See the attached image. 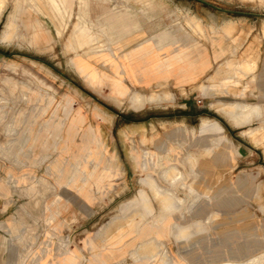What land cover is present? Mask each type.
Segmentation results:
<instances>
[{
    "label": "rangeland",
    "instance_id": "rangeland-1",
    "mask_svg": "<svg viewBox=\"0 0 264 264\" xmlns=\"http://www.w3.org/2000/svg\"><path fill=\"white\" fill-rule=\"evenodd\" d=\"M3 1L0 264L9 258L63 264L68 253L77 255L74 264H88L102 248L108 260L119 253L132 264H264V101L260 111L257 73L264 71V0H56L59 11L51 0ZM163 32L176 41L168 49L186 55L181 59L207 56L209 68L195 85L131 88L120 61L92 53L120 52L125 42ZM77 65L100 87L91 88ZM113 82L123 90L120 100L107 87ZM137 93L158 95L159 104L134 109ZM217 104L232 107L236 121L246 119L242 105L258 107L260 117L235 125L214 111ZM206 120L217 122L227 140L200 133ZM198 133L218 137L211 160L188 154L204 153L194 143ZM228 150L235 169L218 171L206 191L195 170L223 165ZM244 184L253 189L243 191ZM245 193L251 199L244 206L224 205ZM163 206L169 208L162 212ZM164 231L173 239L161 240Z\"/></svg>",
    "mask_w": 264,
    "mask_h": 264
},
{
    "label": "crops",
    "instance_id": "crops-1",
    "mask_svg": "<svg viewBox=\"0 0 264 264\" xmlns=\"http://www.w3.org/2000/svg\"><path fill=\"white\" fill-rule=\"evenodd\" d=\"M50 3L55 7V9L57 11L60 10V5L58 2H56V0L55 1L51 0ZM59 32H60V29H59V25H58L56 27V30H55L57 37H59V34H60ZM75 32L76 33L79 32L83 38L87 37V40L90 39V37L87 36L86 30H83L82 27H80V26L76 27ZM226 42H227V40H226ZM246 42L244 41L242 44L232 43V46L234 47L236 45L239 47H241V46L243 47L246 45ZM87 44H88V42H86V45ZM135 45H136V43L132 40L130 42H128V44L125 42L124 44H122L121 51L133 49L135 47ZM153 49L154 50H152V52L147 56L146 59L138 57L141 55L136 54V57H138V58L135 61V63H138V65L133 66L132 74L130 75V77L124 79L126 84L129 87H131V88H155V87H158L161 85V86H178V87L184 88V87H189V86L195 85L201 78H203V73H198L196 70H193L192 68H191L190 72L187 71L188 68H185L186 63L190 67H192V64H189V62L187 60L180 61L177 58L178 50H176L174 48H173V50L172 49L169 50L168 47L166 46L162 49L163 50L162 51L155 44H153ZM206 58H207V56H206ZM193 62H190V63H193ZM257 73H258V77L260 79V81H259V84H260L259 85V94L258 95H259V107H260V111H261V105L264 101V87L261 86L262 85L261 80L264 79L263 78L264 77V71L258 70ZM245 84H244L243 89H242L243 94L241 93L240 96H242V95L245 96V93L247 91L246 90L247 87H245L246 86ZM205 91H207V89ZM248 96L251 99H256V93L255 92H252V93L249 92ZM234 129H236V128H234ZM199 136L201 138H199L198 140H195L194 143L198 146L200 145L199 146L200 148H203V152H204L203 155L195 154V153H188V154H191L196 158H204L206 160H211L213 154H215L217 152V149H218L217 148L218 145L216 144V139L218 137H215V139L207 140V139L202 138V136H205V135L199 134ZM223 139L227 140L224 137H223ZM207 151H209V152H207ZM234 160H235V158H234L233 154L228 150V152L226 153V162H224L223 165L219 164V163L218 164L212 163L203 173H202V171L200 173V172L195 170V175L200 176V181H201L202 186H205L204 188L206 191H210L211 190L210 184H213V182H214L213 175H215L218 171L227 172V171L235 169L236 163ZM238 185H240V184H238ZM245 186H247V184H244L242 186V187H244V188H242V190L245 192L251 191L253 189V188H251V186H247V187H245ZM238 189L240 190V188H238ZM244 197L245 198H242V200H239L238 198L231 200L229 197H227L226 201L224 202V205H226L228 207H230V206L242 207L245 205L246 202L249 203L250 199H251V198H249L250 194L247 195V193L244 194ZM147 233H148V235L146 237L148 239L153 237L152 232H150V233L147 232ZM164 233H165V231H164ZM185 237L187 238L188 236H185ZM166 239H173L171 234H170V231L168 232V235H166V233H165L161 240L165 241ZM180 241H182V240L180 239L179 242ZM104 249L103 248L100 249V251L95 254V257H92V261L89 262L88 264H130L131 263V262L123 263L121 259H117V255H119V253H116V254L114 253L113 261H110L111 259L108 260L107 254L101 253V251L103 252ZM99 253L103 255L102 258L97 256ZM8 254L10 255L11 253H8ZM47 261L48 262L55 261V258H50ZM8 262L10 264H15L14 259H12V258H9Z\"/></svg>",
    "mask_w": 264,
    "mask_h": 264
},
{
    "label": "bare ground",
    "instance_id": "bare-ground-1",
    "mask_svg": "<svg viewBox=\"0 0 264 264\" xmlns=\"http://www.w3.org/2000/svg\"><path fill=\"white\" fill-rule=\"evenodd\" d=\"M1 1H3V0H1ZM55 1V0H54ZM22 2V1H21ZM1 4H3L4 5V1L1 3ZM19 5H18V3H17V7H18ZM12 17V16H11ZM194 21V20H193ZM197 22V21H196ZM12 23V22H11ZM13 24V23H12ZM229 24V23H228ZM228 24H226V26L228 25ZM192 25V24H191ZM233 25V24H232ZM195 26H196V24H195ZM198 26V25H197ZM229 26V25H228ZM12 27V26H11ZM192 27V26H191ZM264 27V26H263ZM7 28H9L10 29V27L7 25ZM193 28V30L195 29V27H192ZM191 28V29H192ZM197 28V27H196ZM228 28H230V29H228V30H231V27H228ZM234 28V27H233ZM233 28H232V31H233ZM222 29V28H221ZM220 29V30H221ZM11 30V29H10ZM14 30V29H13ZM225 30H227V28L226 29H224L223 30V32L224 33H226L225 32ZM160 31V30H159ZM200 32V31H199ZM12 33H13V31H12ZM228 33V32H227ZM230 34H231V32H230ZM11 35V34H10ZM152 35V34H151ZM151 35H149V36H151ZM6 36L8 37V34H6ZM230 36V35H229ZM10 37V36H9ZM98 37V36H97ZM172 38H174V37H172ZM99 39V38H98ZM97 41V40H96ZM99 42V41H98ZM100 43V42H99ZM176 43V41L175 40H170V34L168 33V32H163V33H161V34H159L158 35V37H150L149 39L147 38V39H143V40H140V41H138L137 43H136V45H135V47L133 48V49H129V50H124V51H121V52H113L112 50H110L109 48L108 49H105L104 51L103 50H94V51H92V53H93V55H95L96 57H98V59L99 60H103L102 58H105L106 59V61H107V59H108V56L107 55H112V56H114V58L115 59H117L118 61H120V65H121V67H122V70L124 71V73L126 74V76L129 78L130 77V75L132 74V68H133V66H137L138 65V63H135V61L137 60V58L138 57H141V58H143V59H146L147 58V56L152 52V50H154L153 49V44H155L160 50H162L164 47H166V46H168V45H170V44H175ZM97 44V43H96ZM88 46L90 47V43L88 44ZM186 46V45H185ZM105 47H106V45H105ZM107 48V47H106ZM172 48H174V47H172ZM185 48V47H184ZM72 49H74V48H72ZM91 50H93V49H91ZM163 51V50H162ZM197 51V50H196ZM87 52V51H86ZM136 54H138V55H141V56H138V57H136ZM91 56V55H90ZM75 57V56H74ZM73 57V58H74ZM182 57H185L186 58V55H180L179 53H178V55H177V58L180 60V61H183V59H181ZM194 59V58H193ZM141 60V59H140ZM192 60V59H191ZM197 60V59H196ZM251 60V59H250ZM134 62V63H133ZM152 64V63H151ZM181 64V63H180ZM189 64H192V67H190L189 65H187V63H186V66H185V68H188L187 69V71L188 72H190L191 71V68L193 69V70H196L198 73H203L207 68H209V60L206 58V56H205V54L203 53V54H201L200 55V58L197 60V61H194L193 63H189ZM74 65V64H73ZM242 65H244V64H242ZM189 66V67H188ZM144 67V66H143ZM250 67V66H249ZM183 68V67H182ZM254 68V67H253ZM76 69H77V72L85 79V80H87L88 81V85L92 88H96V87H100L99 85H98V83H97V81H95L94 79H87V77H88V75H86L85 74V68L83 67V66H80V65H77L76 66ZM177 70V69H176ZM236 70V69H235ZM177 72V71H176ZM194 72V71H193ZM120 73H122V72H120ZM164 73V72H163ZM166 73V72H165ZM168 74V73H167ZM159 75V74H158ZM135 76V75H134ZM210 76V75H209ZM209 76H207V78H210ZM161 78V77H160ZM232 79V78H231ZM233 80H235L234 78H233ZM233 82V81H232ZM238 82V81H237ZM234 83V82H233ZM118 84V83H117ZM117 84L115 83V82H113V83H110V84H107V87L109 88V91H110V93L116 98V99H121V98H123L124 97V93H123V90H122V88H120V86L118 85L117 86ZM143 86V85H142ZM156 86V85H155ZM161 86V85H160ZM148 87V86H147ZM214 87V86H213ZM156 88V87H155ZM134 90V89H133ZM205 91V90H204ZM134 92H136V91H134ZM160 92V91H159ZM161 92H163V91H161ZM170 91H168V93H169ZM141 93V92H140ZM152 93V92H151ZM150 93V94H151ZM158 93V92H157ZM156 93V94H157ZM164 93V96L165 95H167L168 93H167V91L166 92H163ZM171 93V92H170ZM204 93V92H203ZM137 94H139V93H137ZM142 94H144L145 95V93H142ZM142 94H139V95H137V96H133L132 97V99L130 100L131 101V104H132V106L131 107H133L134 109H137V108H139V107H142V106H144L145 104H148V103H151L152 104V102H155L156 101V104H157V96L158 95H152L151 97L150 96H147V97H149L148 99H147V97H146V95L144 96L145 98H142L141 96H142ZM149 94V95H150ZM155 94V93H154ZM162 94V93H161ZM134 95H136V94H134ZM171 95H173V93H171ZM155 96V97H154ZM169 97H170V94L168 95ZM174 97V96H173ZM172 97V98H173ZM168 98V97H167ZM165 99V98H164ZM163 99V100H164ZM175 99V98H174ZM171 100V99H170ZM115 101V100H114ZM159 101V100H158ZM169 101V100H168ZM118 102V101H117ZM164 102H167L166 100L164 101ZM170 102V101H169ZM119 103H120V101H119ZM243 103V102H242ZM130 104V103H129ZM159 104V103H158ZM157 104V105H158ZM161 104V103H160ZM221 104V103H220ZM218 105V104H217ZM216 105V106H217ZM238 105V104H237ZM216 106H215V108L213 107V105H212V109L214 108V111L215 112H220L221 113V115L222 116H224L225 118H227L229 121H231L230 119H232V123H234L235 125H241V124H247V121H249V117H251V115H255V117L254 118H256V115L258 116V115H260L257 111H259V109H258V107H252L253 106V104H252V106H250V105H242V107H241V112H243V114L246 112V114H244L245 115V117H246V119L244 120V121H242V120H240V121H236V119H235V117H233L234 115V113L232 112V107H231V109H230V107L227 109L228 111H226V109L224 110V108L227 106L228 107V105H226V104H221V106L222 107H224V108H222V107H220V105H218L219 106V108H218V106H217V109H216ZM229 106H232V104L231 105H229ZM233 107H238V106H235V105H233ZM239 108V107H238ZM131 109V108H130ZM133 110V109H132ZM224 110V111H223ZM230 110H231V112L233 113V114H231V112H230ZM234 111H236L235 109H233ZM238 111V110H237ZM236 111V112H237ZM260 112V111H259ZM238 113V112H237ZM241 114V113H240ZM242 114V115H243ZM235 115H237L236 113H235ZM243 115V116H244ZM241 116V115H240ZM242 117V116H241ZM260 116H258V118H259ZM237 118V117H236ZM243 118V117H242ZM251 120V119H250ZM255 120V119H254ZM176 126V125H175ZM166 128V127H165ZM198 131L200 132V133H204V132H209V133H216V134H219L220 135V139H222L223 137H222V135H223V131H222V128H221V126H219L218 124H217V122H215V121H211V120H206V121H202L201 122V124L199 125V128H198ZM216 161V160H215ZM67 189V188H66ZM157 190V189H156ZM64 191V190H63ZM68 191V190H67ZM67 193V192H66ZM192 193V192H191ZM63 194V193H62ZM157 196H161L158 192H156L155 193ZM193 194V193H192ZM194 196V195H193ZM197 196H198V194H197ZM195 198H196V196H195ZM161 202L163 203L164 202V200L162 199L161 200ZM196 202H193V203H191V205L189 206V209H192V206L195 204ZM178 204H180L179 203V201H178ZM59 205V204H58ZM169 207H170V205H169ZM168 207V208H169ZM168 208H166L165 206H163L162 207V212H164V211H166ZM62 210V209H61ZM61 210H59V211H61ZM53 212V211H52ZM61 213V212H60ZM57 214H59V213H57ZM49 215H51V214H49ZM61 216V215H60ZM56 218V217H55ZM54 219V218H53ZM57 219V218H56ZM194 224V223H193ZM139 228L140 227H135V230L134 231H132V233H136L138 230H139ZM64 258L66 259L65 260V262H64ZM78 257H77V255L75 254V253H68V254H65L64 256H63V261H62V263L63 264H74L75 263V260L77 259Z\"/></svg>",
    "mask_w": 264,
    "mask_h": 264
}]
</instances>
